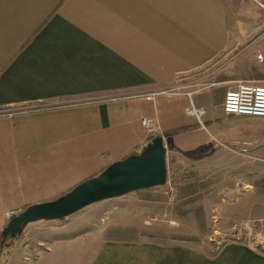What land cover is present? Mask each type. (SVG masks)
Listing matches in <instances>:
<instances>
[{
  "label": "crops",
  "instance_id": "obj_1",
  "mask_svg": "<svg viewBox=\"0 0 264 264\" xmlns=\"http://www.w3.org/2000/svg\"><path fill=\"white\" fill-rule=\"evenodd\" d=\"M243 5L264 11V0H0V233L153 136L175 155L211 148L213 134L185 114L188 97L175 87L240 44L249 43L242 53L264 49V36L253 39L264 23L239 20ZM123 197L71 215L61 238L20 244L0 263L264 264L238 243L210 256L184 242L112 240L113 224L102 221L132 215Z\"/></svg>",
  "mask_w": 264,
  "mask_h": 264
},
{
  "label": "rangeland",
  "instance_id": "obj_2",
  "mask_svg": "<svg viewBox=\"0 0 264 264\" xmlns=\"http://www.w3.org/2000/svg\"><path fill=\"white\" fill-rule=\"evenodd\" d=\"M237 18L246 24L264 23V11L243 5L237 10ZM263 36L264 27L253 39ZM258 42L264 44V39ZM248 44L238 45L230 55L225 53L176 85L175 91L190 95L195 108L214 115L210 127L205 123L206 115L200 125L214 136L211 148L198 155H175L167 149L166 184L118 199L127 203L121 206L132 208V215L117 221L104 219L102 222L113 224L108 238L184 242L210 256L227 244L238 243L264 254V120L225 117L219 112L224 93L235 82L264 84V49L242 53ZM40 109L50 108L29 111ZM70 225L71 218L31 223L5 244L0 255L20 244L39 246L46 240L61 238L58 229Z\"/></svg>",
  "mask_w": 264,
  "mask_h": 264
},
{
  "label": "water",
  "instance_id": "obj_3",
  "mask_svg": "<svg viewBox=\"0 0 264 264\" xmlns=\"http://www.w3.org/2000/svg\"><path fill=\"white\" fill-rule=\"evenodd\" d=\"M166 154L163 138L155 136L139 154L112 163L54 201L31 205L11 218L1 232L0 244L16 238L31 223L62 221L93 204L164 186Z\"/></svg>",
  "mask_w": 264,
  "mask_h": 264
},
{
  "label": "built area",
  "instance_id": "obj_4",
  "mask_svg": "<svg viewBox=\"0 0 264 264\" xmlns=\"http://www.w3.org/2000/svg\"><path fill=\"white\" fill-rule=\"evenodd\" d=\"M167 91L153 92L145 95L147 100H152L156 95ZM189 97V106L185 109V114L194 117L199 125L202 126L201 118L206 115L202 108H195ZM220 110L225 116H234L251 119L264 120V84H254L252 82L237 81L235 85L224 93L220 103ZM142 126L150 135L158 133V127L155 124L148 123L142 119ZM9 217V214H6Z\"/></svg>",
  "mask_w": 264,
  "mask_h": 264
},
{
  "label": "trees",
  "instance_id": "obj_5",
  "mask_svg": "<svg viewBox=\"0 0 264 264\" xmlns=\"http://www.w3.org/2000/svg\"><path fill=\"white\" fill-rule=\"evenodd\" d=\"M185 130H186V129H178L176 132H183V131H185ZM154 137H155V136L151 137L150 140H149V142H150ZM201 152H202L201 150H197V152H195V154L198 155V154L201 153ZM139 153H140V152H139ZM139 153H138V154H139ZM192 155H193V154H192ZM262 183L264 184V180H262ZM23 211H24V210H23ZM16 238H17V237H16ZM16 238H14V239H16ZM8 241H10V240L7 239L3 245L0 244V252L3 250L5 244H6ZM0 243H1V233H0Z\"/></svg>",
  "mask_w": 264,
  "mask_h": 264
}]
</instances>
